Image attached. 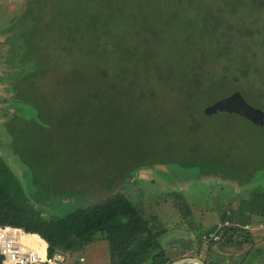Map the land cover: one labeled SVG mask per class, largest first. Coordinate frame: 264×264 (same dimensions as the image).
I'll return each instance as SVG.
<instances>
[{
	"label": "rangeland",
	"instance_id": "obj_1",
	"mask_svg": "<svg viewBox=\"0 0 264 264\" xmlns=\"http://www.w3.org/2000/svg\"><path fill=\"white\" fill-rule=\"evenodd\" d=\"M224 1H172V9L169 5L144 18L153 9L147 0H56L54 7L48 4L45 13H37V20L54 30L41 35L25 52L17 49L22 43L17 20L26 0H0V159L22 186L28 202L44 217L124 192L155 230L166 231L159 240L170 256L180 251L199 257L196 233L219 221L223 211L235 215L248 210L252 225L261 224L251 231L250 248L255 243L264 247V212L260 215L264 209V127L235 113L201 111L239 91L249 105L264 112V0H237L240 6L233 10ZM210 4L224 9L218 30L211 28L218 17ZM92 7L105 14L98 20L108 26L101 41L113 50L116 66L130 69L132 75L136 72L139 87L145 90L154 89L155 78L159 83L153 120L137 116L127 128L120 121L116 128L93 122L84 125L88 130H79L64 123L59 112L51 125L43 123L37 113L33 103L46 94L41 82L47 75V61L58 58L62 62L69 56L61 53L60 36L65 34L61 27H69L73 35L77 25L86 26L89 29L82 36L90 42L98 30L88 26ZM212 49L230 53L211 56ZM83 56L92 53L88 50ZM88 59L93 61L83 58ZM224 74L227 79L220 87L185 97L197 80L207 83ZM192 103L199 107L195 113L188 110ZM95 128L106 131L98 133ZM120 157L126 160L121 165L117 163ZM78 159L81 164L93 163L82 169L84 179L71 180L67 176ZM107 165L112 174L124 173L115 187L103 188L110 180L97 176ZM91 169L93 176L87 175ZM239 235L234 233L231 242ZM184 241L191 242L190 247ZM234 248L231 252L237 257L249 254ZM200 250L204 258L210 249ZM80 256L69 253L66 264L111 263L103 240L92 243Z\"/></svg>",
	"mask_w": 264,
	"mask_h": 264
},
{
	"label": "trees",
	"instance_id": "obj_2",
	"mask_svg": "<svg viewBox=\"0 0 264 264\" xmlns=\"http://www.w3.org/2000/svg\"><path fill=\"white\" fill-rule=\"evenodd\" d=\"M32 1L34 0H26L25 7L17 20L18 34L22 40L21 44L18 43L17 49L21 48L20 51L25 52L38 43L41 35H46L54 30L52 27L42 24L40 18L37 20V13H45L46 8L49 7L46 6L48 4L54 7V3L57 4L56 0H37L36 4ZM147 1L153 9L148 11V15L145 13L144 18L151 16L157 9L164 10L169 5L172 9V1L180 3L183 0ZM37 4L41 5L39 9L36 7ZM224 4L230 6V10L238 8L237 5L240 6L237 0H225ZM210 5L218 17L214 20L211 28L218 30V25L222 20L220 10L224 9L215 4ZM83 6H86V3ZM90 12L92 14L87 16L88 26L93 29L98 28L97 31H94L96 33L90 36L92 38L90 42H85V38L82 36L89 29L84 25H77L73 35H69V27L64 28L62 26L60 29V32L65 33L60 36L62 37L60 39L61 53H66L69 56L67 60L63 59L62 62H59L58 58L47 61V75L41 82L43 87H45L44 84L46 85L47 91L46 94L43 93L35 98L37 101L33 103L42 122L51 125L52 118L57 112L63 115L64 123L77 127L79 130H88L84 125L93 122H100L102 126L107 128H116L115 126L120 121L125 123V128H127L129 121L136 119L137 116L153 120L155 113L158 112L152 104H154L153 98L157 94L156 87L159 83H155V78L154 89L151 90L147 87L145 90L139 87L136 72L135 75H132L130 69L128 71L119 64H117L119 67L116 66L117 61L114 58L113 50L105 44L104 40L101 41V37L103 38V35L106 34L107 24L98 23V20L105 14L96 11L93 7ZM84 46L88 48L86 51L89 50L92 56H83L86 52L82 50L85 48ZM77 50L80 51L76 54ZM213 50H211V56H217L218 53H225L226 55L230 53L229 50H219L216 51L217 53L212 52ZM55 56L57 57V54ZM83 58H93V61L90 59L84 61ZM91 64L93 67H88ZM193 75L200 78L196 72ZM226 79L227 76L224 74L218 80L208 79L210 81L207 83L205 79L197 80L194 87H189L185 91V97L190 99L196 93H203L204 89L206 92L212 88L220 87ZM158 81L161 82L162 80ZM189 109L190 113H195L199 107L192 103L188 107ZM201 111L203 112V107ZM105 131L100 128L99 131L95 132ZM82 136L84 135L82 134ZM104 141H107L106 136ZM106 152L102 151L104 156H107ZM141 154L143 157L146 155L144 150ZM79 161L82 160L78 159V162H74L75 168L70 172V176H67L71 180L84 179L85 174L82 169L86 165L91 166L93 163L87 161L85 164H81ZM124 161H126L125 158L120 157L117 163L121 165ZM160 163L161 165L164 164L163 161ZM146 165L150 166L149 163ZM92 170L87 175L93 176ZM99 171L101 172L97 176L102 178L106 176L110 180L103 188L115 187V184L124 177L123 172L112 174L109 165L102 166ZM113 175L117 177L111 179ZM23 191L22 186L16 181L8 166L0 159V225H10L20 228L26 233L37 234L46 242V254L48 256L56 251L66 252L68 255L69 253L73 255L77 253L80 256L89 246H92V243L103 240L109 248L110 264H167L176 260L167 254L166 248L159 240L166 231L164 229L155 230L152 222L141 214L134 202L124 192L111 193L91 205L77 206L60 215L44 217L40 210L35 209L28 202ZM246 211L248 210H238L235 215L232 214V211L231 213L223 211L219 221L202 232L196 233L195 238L200 237L195 249L198 252L196 255H199L202 235L214 230L217 223L225 219L238 225V227H229L225 235L232 237L234 233H249L250 231L240 228L245 223L252 225V217ZM263 212L264 209L260 215ZM248 236L244 242L248 240ZM182 244L190 246L191 242L185 241ZM213 244L210 245L209 249ZM81 258L82 260H80ZM79 260L84 261V257L81 255Z\"/></svg>",
	"mask_w": 264,
	"mask_h": 264
},
{
	"label": "built area",
	"instance_id": "obj_3",
	"mask_svg": "<svg viewBox=\"0 0 264 264\" xmlns=\"http://www.w3.org/2000/svg\"><path fill=\"white\" fill-rule=\"evenodd\" d=\"M245 223L240 226L241 229L252 231L259 227ZM229 227H238L236 223H231L227 219L218 222L216 228L212 231L205 232L201 237L200 249L208 250L213 243L220 242ZM23 235H31L20 228L10 225H0V256L1 264H66L69 255L66 252L56 251L51 256L46 254V246L42 252L35 249L32 244H27L23 240ZM42 239V238H41ZM45 242V241H44ZM46 243V242H45ZM202 250H199L201 257ZM82 260V258L80 259Z\"/></svg>",
	"mask_w": 264,
	"mask_h": 264
},
{
	"label": "crops",
	"instance_id": "obj_4",
	"mask_svg": "<svg viewBox=\"0 0 264 264\" xmlns=\"http://www.w3.org/2000/svg\"><path fill=\"white\" fill-rule=\"evenodd\" d=\"M254 230H256V229H254ZM239 234L240 235L237 236V238L239 237V239H237V241H235V242H231L233 240L234 235L232 237L226 235L223 238L226 240L222 241L223 240L222 239L220 242L214 243L211 246L210 250L205 252L204 258L201 257L203 262L205 264H264V247L263 248L257 247L258 243H255V244H253V247L250 248V246L252 245V240H251L252 233H251V231L249 233L241 232ZM31 235H34V234H31ZM35 235H37V234H35ZM247 235H249L248 240L246 242H244V240L247 238ZM41 240H43V239H41ZM238 240H240V241H238ZM186 245L187 246H185V247H188V244H186ZM235 245L242 248L244 251L246 250L244 253L248 252L249 254H246L245 256L243 255L240 257L235 256L231 252L232 248L235 249L234 248ZM251 253H253V254H251ZM176 254H177L176 256L175 255L170 256L169 254L168 255L173 259H179L181 257H188V256H185L186 253L184 254L183 252H180V251H178Z\"/></svg>",
	"mask_w": 264,
	"mask_h": 264
},
{
	"label": "water",
	"instance_id": "obj_5",
	"mask_svg": "<svg viewBox=\"0 0 264 264\" xmlns=\"http://www.w3.org/2000/svg\"><path fill=\"white\" fill-rule=\"evenodd\" d=\"M203 112L207 115L218 112L235 113L249 119L257 126L264 127V112L249 105L239 91H233L230 95L204 106ZM186 263L205 264L201 258L196 256L181 257L167 264Z\"/></svg>",
	"mask_w": 264,
	"mask_h": 264
},
{
	"label": "bare ground",
	"instance_id": "obj_6",
	"mask_svg": "<svg viewBox=\"0 0 264 264\" xmlns=\"http://www.w3.org/2000/svg\"><path fill=\"white\" fill-rule=\"evenodd\" d=\"M31 236L32 235H23L22 238L25 243L34 245L35 249H37L39 252H42L46 243L35 234L32 237Z\"/></svg>",
	"mask_w": 264,
	"mask_h": 264
},
{
	"label": "clouds",
	"instance_id": "obj_7",
	"mask_svg": "<svg viewBox=\"0 0 264 264\" xmlns=\"http://www.w3.org/2000/svg\"><path fill=\"white\" fill-rule=\"evenodd\" d=\"M197 257V256H196ZM202 257V256H201ZM200 256H199V258H201Z\"/></svg>",
	"mask_w": 264,
	"mask_h": 264
}]
</instances>
